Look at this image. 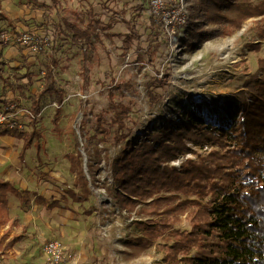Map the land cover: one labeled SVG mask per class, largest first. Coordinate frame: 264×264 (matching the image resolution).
I'll use <instances>...</instances> for the list:
<instances>
[{"label":"rangeland","instance_id":"374dc122","mask_svg":"<svg viewBox=\"0 0 264 264\" xmlns=\"http://www.w3.org/2000/svg\"><path fill=\"white\" fill-rule=\"evenodd\" d=\"M238 1L251 8L249 13L264 9V0ZM186 3L185 23H177L174 19L170 22V32L165 30L167 46H162L163 53L154 64L147 62L144 51L148 43L144 36L137 44L139 50L135 48V42L124 44L121 50H117L121 42L98 29L100 42L96 43L97 52L89 54L85 64H82L83 56L78 47L69 38L58 39V66L54 69V77L57 87L63 91V103L56 109L53 98L42 101L36 126L42 138L33 141L22 159L18 157L22 141L11 135H0V179L40 195L47 202L51 201L50 197L57 198L56 202L64 208L50 209L32 202L28 209H23L14 197H10V216L19 220L26 236L0 257V264H45L42 245L49 239H57L64 245L72 244L75 251L70 259L80 258L86 264L163 263L164 249L169 252V249L162 247L166 234L149 245L142 236H135L131 226L133 221H154L157 216L144 210L146 204L138 205L129 212L121 210L107 191L113 185L107 157H114L123 145L115 146L110 139L106 144L98 142L93 113L105 108L108 91L113 98L132 104L138 111L140 122L131 137L132 141H138L164 125L175 126L190 111L199 115L208 126L225 127L224 123L227 122V127L230 125L231 121L226 117L228 99L238 91H244L247 80L255 75L260 76L258 63L264 58V37H261L264 36V14L255 13L236 29L237 24L229 23L227 18L239 17L238 10L226 6L211 10L204 6V16L201 17L194 12L198 2L186 0ZM87 8L86 0H61L56 8L51 6L49 0L34 3L31 0H0L6 22L20 32L29 29L35 37L41 32H38L40 24L59 23L61 17L78 22L84 18ZM205 10L211 13L207 14ZM55 11L58 12L57 16ZM95 12L98 17L103 15L98 9ZM208 15L210 18H207ZM242 17H245L243 13ZM192 21L194 26L191 25ZM6 22L0 21V29L9 31ZM191 27L192 31L201 34V42H193V45ZM171 31L175 38L171 37ZM11 42L2 50L8 68L6 72L12 75L17 85H23L29 91L27 94L36 92L38 86L41 88L37 82L39 77L33 74L27 81L23 78L25 70H16V67L20 66L22 56L35 64L32 70L37 73L45 65L50 46L44 42L42 51L31 52L24 46L21 51L18 48L21 45L14 41L13 36ZM136 51L144 62L136 60ZM84 66L86 73L83 75ZM167 67L169 71H165V76L162 70ZM110 73L115 76L114 86L104 79ZM13 87L10 85L4 89L6 98L16 95ZM151 87L155 94L163 97L153 107L149 104L147 93ZM20 103L21 107L29 108L26 100ZM84 111L87 116L82 117ZM16 121L23 128L26 126L25 131L30 130L29 117L18 115ZM80 123L84 125L81 131L89 137L95 134L96 139L84 141L79 134ZM185 143L192 152L179 155V158L167 164L169 167L179 170L185 160L195 161V152L205 156L212 149L205 146L200 149L192 141ZM95 149L101 151L100 160L95 155ZM77 150L82 155L83 173L91 192L88 199L80 202L72 201L67 194V191L78 193L80 190L74 188V175L66 158V155L75 154ZM88 165H91L89 169ZM30 198L33 200L34 197L31 195ZM185 216L180 217L178 230L189 229ZM20 230L19 227L14 232ZM3 231L4 227L0 226V235ZM177 239L174 237V240ZM168 240L172 241L170 234ZM191 252L194 250H188V253ZM170 253L168 255L172 256L173 252Z\"/></svg>","mask_w":264,"mask_h":264},{"label":"trees","instance_id":"16d2710c","mask_svg":"<svg viewBox=\"0 0 264 264\" xmlns=\"http://www.w3.org/2000/svg\"><path fill=\"white\" fill-rule=\"evenodd\" d=\"M49 1L54 8L61 2ZM86 1V14L78 22L67 21L61 17L59 23L39 25L38 32H41L36 39H45L50 50L45 65L37 73L32 70L35 67L33 62L20 57L21 64L16 70L24 69L23 78L27 81L33 74L39 77L37 82L41 88L38 86L36 92L27 94L29 91L23 85H17L15 79H10L2 54L5 45L0 41V108H5L8 103L4 89L14 85L16 95L10 101L21 106L20 102L26 100L29 108H25L31 115L29 131H25L26 126L0 131L1 136L11 135L22 141L18 156L20 159L34 140L42 138L36 127L42 111V101L53 98L56 109L63 103V91L57 87L54 77V69L58 66L59 38H69L78 47L83 56L82 64L88 61L89 54L97 52L96 43L100 42L98 29L121 42L122 45L117 50L132 42L136 43L135 48L139 50L137 44H140V38L144 36L148 43L144 52L147 62L152 64L163 53L162 46H167L164 24L150 10V0ZM195 1L198 5L194 12L198 16L203 15L204 6L211 10H218L222 6L238 10L239 17L227 18L229 23L237 24L236 29L245 19L256 15L255 13L264 14V9L249 13L251 8L238 0ZM42 5L46 6L44 2ZM95 9L103 15L98 17ZM205 11L207 14L211 13ZM55 12L57 16L58 12ZM6 19L0 9V21L6 22ZM6 24L10 30L0 29V34L9 33L14 40L21 33L35 37L29 29L20 32L9 22ZM191 25L194 26V21ZM190 38L192 45L195 44L193 42H201V34L192 31V27ZM39 47V51H42V43ZM18 48L23 49L22 46ZM141 58L138 53L136 60L144 62ZM258 70L259 77L255 75L247 80L246 89L238 91L228 99L226 117L231 121L228 127V122L224 123L225 127L208 126L199 115L190 111L175 126L164 125L138 141H132L134 130L140 123L138 111L132 104L113 98L108 91L105 108L93 113L98 142L106 144L110 139L115 146L123 145L122 150L114 157H107L106 162L112 170L113 178V185L107 191L121 210L129 212L138 205L146 204L144 210L157 216L154 221H133L131 226L135 236H142L149 245L166 234L162 247L169 249V252L164 249L165 255L161 264H264V58L259 60ZM165 71H169L168 67L162 70L163 74ZM82 73H86V66ZM15 75L14 72L13 76ZM104 79L110 85L115 84L113 73ZM147 93L152 107L163 98L155 94L152 87ZM89 112L92 114L91 109ZM84 116H87L85 111L82 112V117ZM83 126V123L79 124V134L84 141L96 139L95 134L89 137L83 133ZM186 141H192L200 149L204 146L212 149L205 156L195 152V161L185 160L180 164L179 170L169 167L167 164L179 158V155L192 152L186 146ZM87 153L91 155L89 151ZM95 155L98 160L101 159L100 150L95 149ZM66 158L74 175V188L80 189L78 193L71 190L67 194L75 202L88 199L91 192L83 173L80 151L68 154ZM89 167L91 165L87 166L88 169ZM29 195L30 191L16 188L11 182L0 179V224H8L7 230L0 236L1 252L12 248L24 238L22 233L8 238L11 229L18 225V220L9 215V197L16 198L21 208L28 209L31 204ZM33 195L34 203L46 202V199ZM149 199L152 200L146 203ZM46 206L52 209L59 207V204L51 198ZM184 214L189 226L187 231L178 230L180 217ZM168 234L173 242L168 240ZM174 237L178 239L174 240ZM188 250L194 252L188 253ZM170 252H173L172 256L168 255Z\"/></svg>","mask_w":264,"mask_h":264},{"label":"built area","instance_id":"2783aa9c","mask_svg":"<svg viewBox=\"0 0 264 264\" xmlns=\"http://www.w3.org/2000/svg\"><path fill=\"white\" fill-rule=\"evenodd\" d=\"M172 2H175V4H172ZM186 5V0L149 1L150 10L159 17L160 21H162L164 24V29L167 31H169V25L173 19L177 23H180L179 21L185 23ZM171 37L175 38V34L173 32ZM11 40L12 36H10L9 33L0 34V41L5 45V47L12 43ZM14 41L19 45L26 47L31 52L39 51L40 43L46 42L45 39L41 41L36 39V37L25 33H21L20 36H18ZM3 60L6 59L3 57ZM9 77L12 79V75L9 74ZM12 97L13 95L7 97V106L5 108H0V131L12 130L16 127L21 129L22 125L16 121L18 115H24L25 117L27 116L29 119H31L30 112L27 109L10 101ZM42 251L46 259L45 264H67L66 249L59 240L49 239L44 241L42 245Z\"/></svg>","mask_w":264,"mask_h":264},{"label":"crops","instance_id":"0c3cea01","mask_svg":"<svg viewBox=\"0 0 264 264\" xmlns=\"http://www.w3.org/2000/svg\"><path fill=\"white\" fill-rule=\"evenodd\" d=\"M4 180V179H3ZM10 182V181H9ZM12 184V183H11ZM13 185V184H12ZM14 186V185H13ZM16 187V186H15ZM16 188H18V187H16ZM19 189H25V188H19ZM27 190V189H26ZM77 190V189H76ZM29 191V190H28ZM34 193H31L30 192V195H29V197L32 195L33 197H34V195H33ZM37 195V194H36ZM38 196H40V195H38ZM10 197H12V196H10ZM9 197V198H10ZM43 198V197H42ZM50 198H53V197H50ZM16 199V198H15ZM31 199V198H30ZM45 199V198H44ZM56 199L57 198H55L54 199V201H56ZM17 200V199H16ZM50 200V199H49ZM18 201V200H17ZM34 201V198H33V200L31 199V203ZM34 203V202H33ZM47 203H50V201L49 202H47V200H46V202L45 203H43V204H38V203H35V205H44V206H46L47 205ZM19 204V203H18ZM58 204H59V202H58ZM30 206H31V204H30ZM47 207V206H46ZM60 207H62V208H64V206H60V204H59V207H56L57 209L59 208V210H62V208H60ZM24 209V208H23ZM52 209H55V207L54 208H52ZM9 215H10V208H9ZM11 217V216H10ZM12 218V217H11ZM12 219H17V218H12ZM18 220V219H17ZM0 226H2V227H4V231H6L7 230V228H8V224L7 223H5V224H0ZM21 228V230L19 231V232H14V230H17V228ZM3 231V232H4ZM3 232L1 233V235L3 234ZM19 233H22L23 235H24V238H25V236H26V233H25V231H24V229H23V227L20 225V223H19V220H18V225L17 226H14L12 229H11V231H10V233H9V235H8V238H11L13 235H15V234H19ZM0 235V236H1ZM23 238V239H24ZM23 239L20 241V242H18L17 244H15L12 248H9V249H7V250H5L4 252H1L0 251V257H3V256H5V254L7 253V252H9L10 250H12L16 245H18L19 243H21L22 241H23ZM65 243H68V241H65ZM64 245V244H63ZM64 247H65V249H66V256H67V264H86L84 261H82L80 258L79 259H70V257L72 256V254H73V251H75V248H73V246H72V244H67V245H64Z\"/></svg>","mask_w":264,"mask_h":264}]
</instances>
